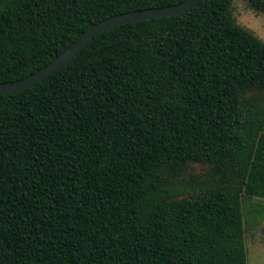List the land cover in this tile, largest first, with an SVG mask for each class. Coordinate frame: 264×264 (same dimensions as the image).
I'll use <instances>...</instances> for the list:
<instances>
[{"label":"trees","instance_id":"16d2710c","mask_svg":"<svg viewBox=\"0 0 264 264\" xmlns=\"http://www.w3.org/2000/svg\"><path fill=\"white\" fill-rule=\"evenodd\" d=\"M183 1L0 0V83L95 23ZM232 1L110 28L0 94V264H246L242 198L264 200V42ZM192 164L210 177L175 184Z\"/></svg>","mask_w":264,"mask_h":264},{"label":"rangeland","instance_id":"374dc122","mask_svg":"<svg viewBox=\"0 0 264 264\" xmlns=\"http://www.w3.org/2000/svg\"><path fill=\"white\" fill-rule=\"evenodd\" d=\"M230 12L237 25L250 31L264 42L263 12L252 9L246 0H233ZM209 177L208 166L192 164L184 167L181 175L175 179V184H183L182 186L188 189L204 183ZM242 211L246 264H264V200L244 196L242 198Z\"/></svg>","mask_w":264,"mask_h":264},{"label":"water","instance_id":"95a60500","mask_svg":"<svg viewBox=\"0 0 264 264\" xmlns=\"http://www.w3.org/2000/svg\"><path fill=\"white\" fill-rule=\"evenodd\" d=\"M201 1L203 0H185L179 4L168 7L132 11L115 15L95 23L81 33L60 55L38 71L17 81L0 83V94L21 91L43 80L70 62L93 38L110 28L141 20L173 17L194 8Z\"/></svg>","mask_w":264,"mask_h":264}]
</instances>
